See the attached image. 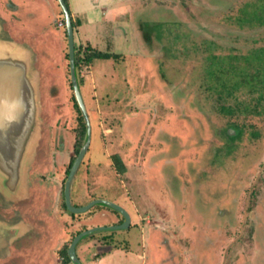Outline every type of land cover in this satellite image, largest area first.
Instances as JSON below:
<instances>
[{
  "label": "rangeland",
  "instance_id": "1",
  "mask_svg": "<svg viewBox=\"0 0 264 264\" xmlns=\"http://www.w3.org/2000/svg\"><path fill=\"white\" fill-rule=\"evenodd\" d=\"M137 1H145L146 17L154 22L128 43L119 41L111 61L95 58L78 73L93 136L72 187L75 205L106 198L128 209L134 223L86 237L78 253L84 264L99 263L111 248L123 264H264V113L249 92L239 93L246 105L240 112L218 113L207 88L213 55L264 46V27L244 22L248 2L258 0ZM9 2H3L6 8ZM56 11L53 24L63 42L42 40V31L22 27L23 21L18 33L37 47L38 58L33 68L39 72L41 137L30 181L60 193L79 154V112L66 22L61 8ZM233 42L237 50L230 48ZM138 48L139 55L133 53ZM86 49L101 47L78 43L77 58ZM230 126L243 131L233 141L226 135ZM113 154L121 156L125 172ZM101 207L79 214L65 209L59 221L66 245L81 230L120 223L121 216ZM142 228L144 236L154 235L148 246ZM109 233L110 243L103 238ZM130 252L142 257L133 261Z\"/></svg>",
  "mask_w": 264,
  "mask_h": 264
},
{
  "label": "water",
  "instance_id": "2",
  "mask_svg": "<svg viewBox=\"0 0 264 264\" xmlns=\"http://www.w3.org/2000/svg\"><path fill=\"white\" fill-rule=\"evenodd\" d=\"M58 1L66 22L71 81L86 122V135L82 148L65 184L66 205L69 211L77 214L87 212L95 206H102L124 216L122 223L89 227L73 238L68 250L69 255L74 264H84L76 250L83 239L99 232L127 229L131 225L132 218L129 211L121 204L106 198H95L81 206L72 203L74 177L90 148L93 128L77 71L73 18L66 0ZM30 56L29 49L7 37L0 26V188L8 187L9 178L13 180L11 184L17 182L18 172H22L28 164L40 136L39 77L33 69ZM11 188L12 196H16L15 187L11 185Z\"/></svg>",
  "mask_w": 264,
  "mask_h": 264
},
{
  "label": "flooded vegetation",
  "instance_id": "3",
  "mask_svg": "<svg viewBox=\"0 0 264 264\" xmlns=\"http://www.w3.org/2000/svg\"><path fill=\"white\" fill-rule=\"evenodd\" d=\"M5 1H10L7 4L8 8L19 7L11 0ZM32 18H28V21L31 22L33 26H35L36 22L32 21ZM55 20H57V17L53 19V21ZM2 23L4 33L8 37V26L6 25V22L4 23V21H2ZM56 31L57 30L53 32ZM28 49L31 53L30 60L33 66L35 58V61L38 62V58H34L36 51H33L31 48ZM34 70L36 71L37 77H39L38 70ZM39 134L40 139L41 131ZM46 134L47 133H45L44 137L48 138L49 136L47 135L46 137ZM44 143L45 145L47 144L46 141H44ZM37 146L38 144H36L34 147L32 157H30V160L24 170L20 173L18 172L16 178L17 182L11 184L12 179L9 178L8 181L10 183H7L8 187L0 188V264L73 263L72 259L71 261H66L65 255L62 253V249L66 246V243L63 233L61 232L59 221L60 218L65 215V209H67L69 212L65 197L66 182L65 184L61 183L60 193L58 189L56 193L55 186L52 188V190L47 184L30 181L33 171L29 163H31V161H36L35 156L39 155V151L35 152ZM74 161L70 164L71 167L69 174ZM77 173L75 176L78 175ZM11 185L15 187L17 194L16 196H12ZM61 193L62 195H60ZM73 193L74 190H72L71 199L72 203L75 205ZM69 214H72V212L70 211ZM99 215L103 216L105 221L108 218L106 210L99 213ZM73 238L71 242L67 244V252L73 241ZM76 250L78 256L80 257L78 253V245Z\"/></svg>",
  "mask_w": 264,
  "mask_h": 264
},
{
  "label": "crops",
  "instance_id": "4",
  "mask_svg": "<svg viewBox=\"0 0 264 264\" xmlns=\"http://www.w3.org/2000/svg\"><path fill=\"white\" fill-rule=\"evenodd\" d=\"M2 1V2H1ZM15 2L19 7L6 8L4 0H0V26L3 27L2 21L6 22L9 30V38L14 39L19 44L24 45L27 48H31L33 51H36L35 46L31 45L29 41L20 33L18 28L22 26L19 22L23 21L28 29L30 25L33 26L31 22L28 21V18H32V21L36 22V32L40 33L42 40L45 38L48 40L55 41L56 39L59 42H63L62 31L55 28L53 24V19L57 16L56 7L61 8L58 0H11ZM68 7L70 9L73 22L76 23L75 28V43H82L88 48L98 47L101 52L107 54H118L114 51L119 49L118 42L122 39H125V42H129L130 37L135 34V36L141 35V29L148 27L146 23H152L150 16L146 17L145 13V1L137 0H66ZM62 11V9H61ZM13 21V25L11 24ZM38 22V23H37ZM31 23V24H30ZM41 23V26H40ZM131 25V26H130ZM133 26L135 32L130 31ZM150 27V26H149ZM130 28V30H129ZM41 29V30H40ZM31 31V29H29ZM57 30L56 32H53ZM52 34V37L49 33ZM18 34V35H17ZM23 39V40H22ZM25 41V42H23ZM27 41V42H26ZM46 44H43V46ZM62 45V44H61ZM94 45H96L94 47ZM44 52L47 54L48 49L42 47ZM105 49V50H103ZM41 50V49H39ZM137 50H134L133 53L139 55ZM113 57V56H112ZM98 58L106 61H111V58ZM95 68V67H94ZM96 70V69H95ZM99 74V73H98ZM103 76L106 73H102ZM101 75V74H100ZM99 75V76H100ZM98 76L97 74L94 75ZM103 77V78H104ZM128 210V209H127ZM130 213V212H129ZM138 216V214H137ZM132 222L134 223V217L131 213ZM106 221H102L105 223ZM138 221H136L137 223ZM119 224V223H116ZM105 225V224H102ZM131 225L130 227H132ZM152 237H149L145 234L144 228H142V242L146 239L148 242L147 246L150 244L149 240H153ZM156 241V239L154 240ZM143 244H141L142 246ZM122 257L129 260V254L127 255L122 249L117 250ZM134 251V250H130ZM117 253V255H118ZM132 254V260L138 261V253L130 252ZM142 257V256H141ZM82 259V257H81ZM82 261H84L82 259ZM87 264H123L122 259L120 261L117 258L116 253L114 254L113 249H109V252L105 253L99 258V263L87 262Z\"/></svg>",
  "mask_w": 264,
  "mask_h": 264
},
{
  "label": "trees",
  "instance_id": "5",
  "mask_svg": "<svg viewBox=\"0 0 264 264\" xmlns=\"http://www.w3.org/2000/svg\"><path fill=\"white\" fill-rule=\"evenodd\" d=\"M254 5H256L257 7ZM247 11H249V13L251 14L246 18L244 22L262 27L263 29L264 0L248 2ZM75 25L76 23L74 22V26ZM230 46V48L233 50L238 49V46L235 44V42L230 44ZM217 47L220 48L219 44L217 45ZM234 52L235 53H229L227 55H213V66H211V70L209 71L212 82L209 83L207 87L212 92L211 100H213L214 98L216 105L215 108L218 113H238L241 111L242 106H246L245 101L237 100L240 98L239 93L242 94L249 92V95L253 94V98L256 99L253 105L254 108L258 113L262 114L264 113V107L261 104L264 101V46H261L248 54H240L237 51ZM112 56L114 55L95 50H92L91 52V49H86L84 56H78L77 58V71L79 73V76L80 70L91 65L95 58H109ZM239 61H242L244 64H239ZM79 81L80 85H82L83 79L80 78ZM74 98L75 106L79 112V129L76 150L80 151L86 135V122L77 102L76 96H74ZM232 98H234L233 102H231ZM242 132L243 131L241 129L230 126L226 130V135L230 140L233 141L237 139V137H239ZM252 134H256L258 136L257 131H253ZM112 158L118 168V171L125 172L126 166L124 165L121 156L119 154H113ZM97 207L99 206L93 207V210H96ZM111 211L121 216L120 223L124 221V217L119 212L112 209ZM112 235L113 234L110 235V233L108 235L105 234L103 238L108 240V243H110L113 239ZM67 248L68 246L66 245L62 249V253L65 255L66 261H71V257L67 252Z\"/></svg>",
  "mask_w": 264,
  "mask_h": 264
},
{
  "label": "bare ground",
  "instance_id": "6",
  "mask_svg": "<svg viewBox=\"0 0 264 264\" xmlns=\"http://www.w3.org/2000/svg\"><path fill=\"white\" fill-rule=\"evenodd\" d=\"M41 47H43V45Z\"/></svg>",
  "mask_w": 264,
  "mask_h": 264
}]
</instances>
